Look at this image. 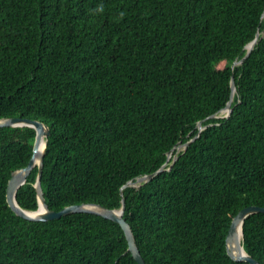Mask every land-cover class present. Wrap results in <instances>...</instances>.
Instances as JSON below:
<instances>
[{
  "label": "trees",
  "instance_id": "1",
  "mask_svg": "<svg viewBox=\"0 0 264 264\" xmlns=\"http://www.w3.org/2000/svg\"><path fill=\"white\" fill-rule=\"evenodd\" d=\"M263 13L264 0H0V118L50 126L49 207L117 209L124 198L147 264H250L228 255L226 238L242 208L264 206ZM233 76L231 116L209 118ZM199 121L209 125L170 169L124 187L161 168ZM35 138L33 127L0 128V264H138L111 219L11 209L8 182ZM37 176L18 191L24 209H38ZM242 244L264 264V213L246 218Z\"/></svg>",
  "mask_w": 264,
  "mask_h": 264
},
{
  "label": "water",
  "instance_id": "2",
  "mask_svg": "<svg viewBox=\"0 0 264 264\" xmlns=\"http://www.w3.org/2000/svg\"><path fill=\"white\" fill-rule=\"evenodd\" d=\"M262 18H264V13L262 15ZM262 33L264 35V30ZM259 35H260V32L257 33V36L254 40L248 43L247 54L240 61H237L236 64L242 63L243 60L251 53L256 42L258 41ZM231 88H232V93H231V97L227 105L220 112L212 114L209 118H213V117L229 118L231 116L232 111L234 109L232 106V103L234 100L235 93L237 91L234 76L232 77V80H231ZM208 125H203V121H199L198 133L184 145H179L178 147H174L171 151H169L168 161L163 166H161V168H159L157 171L152 172L150 174L140 176L135 181L130 180L128 183L124 185V187L135 186V187L140 188L144 183L150 181L157 174L161 173L165 169H170L171 166L176 161V159L178 158V152L182 149H186L191 144L192 141L196 140L199 137L200 132L204 128H206ZM10 126H13V127L29 126V127H33L36 130V138L34 141L32 157L30 158L28 164L25 167L15 170L12 173V176L8 182L7 201L11 209L19 216L26 218L28 220H33V221H47V220H52V219H59L62 216H66V215L73 214V213H93V214L101 215L105 218L111 219L119 223L122 226L125 232L126 238L128 240V251L132 253L133 257L138 262V264H147L137 244L134 231L130 223L127 221V219L124 216L125 210H126V200L123 198L122 206L117 209L110 208L101 203H96V202L70 204V205H66L61 210L51 209L48 203L46 202V197H45L43 186H42L44 157L46 153L48 137L51 134L50 126L42 120L32 119L29 117L11 116V117L0 118V128L10 127ZM43 144H44V147L42 148ZM175 149H177V153H175L174 155V160L172 164L169 166V168H166L169 160L173 156ZM35 167H38V176H37V180L35 183V188H36L39 204H38L37 210H27V209H24L17 200L18 191L22 187V185H24L27 182L28 176L35 169ZM255 213H264V206L255 205V204L248 205L242 208L234 216L232 220V223L230 225L228 235L226 238V249H227L228 255L233 260L246 261V262H249L250 264H261L259 260L254 258L244 249V246L242 244V239H240V236H239V230L241 228V234L243 238V224L246 218H248L250 215L255 214Z\"/></svg>",
  "mask_w": 264,
  "mask_h": 264
},
{
  "label": "bare ground",
  "instance_id": "3",
  "mask_svg": "<svg viewBox=\"0 0 264 264\" xmlns=\"http://www.w3.org/2000/svg\"><path fill=\"white\" fill-rule=\"evenodd\" d=\"M44 147V144L42 145V148ZM239 236H240V239H242V234H241V228L239 230Z\"/></svg>",
  "mask_w": 264,
  "mask_h": 264
}]
</instances>
